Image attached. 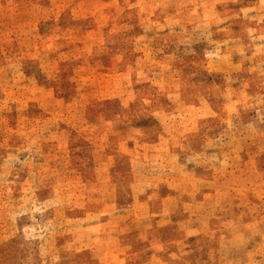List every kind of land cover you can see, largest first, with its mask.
<instances>
[{"label":"rangeland","instance_id":"rangeland-1","mask_svg":"<svg viewBox=\"0 0 264 264\" xmlns=\"http://www.w3.org/2000/svg\"><path fill=\"white\" fill-rule=\"evenodd\" d=\"M0 264H264V0H0Z\"/></svg>","mask_w":264,"mask_h":264}]
</instances>
